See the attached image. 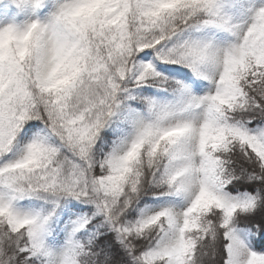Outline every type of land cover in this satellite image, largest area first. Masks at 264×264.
Masks as SVG:
<instances>
[{
  "label": "snow or ice",
  "instance_id": "6c2138e0",
  "mask_svg": "<svg viewBox=\"0 0 264 264\" xmlns=\"http://www.w3.org/2000/svg\"><path fill=\"white\" fill-rule=\"evenodd\" d=\"M0 264H264V0H0Z\"/></svg>",
  "mask_w": 264,
  "mask_h": 264
},
{
  "label": "trees",
  "instance_id": "16d2710c",
  "mask_svg": "<svg viewBox=\"0 0 264 264\" xmlns=\"http://www.w3.org/2000/svg\"><path fill=\"white\" fill-rule=\"evenodd\" d=\"M7 13H8V10L6 9L5 10V14H7ZM11 15L15 16V18L18 19V20H23L24 17L26 16V13L20 12V11L15 10V9H12L11 10Z\"/></svg>",
  "mask_w": 264,
  "mask_h": 264
}]
</instances>
